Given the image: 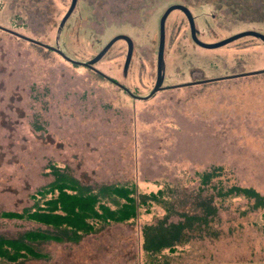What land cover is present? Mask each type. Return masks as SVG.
Returning a JSON list of instances; mask_svg holds the SVG:
<instances>
[{
  "label": "rangeland",
  "instance_id": "1",
  "mask_svg": "<svg viewBox=\"0 0 264 264\" xmlns=\"http://www.w3.org/2000/svg\"><path fill=\"white\" fill-rule=\"evenodd\" d=\"M70 5L0 0V25L22 34L0 30V237L55 233L3 215L33 209L54 166L92 189L134 184L162 197L78 243H34L43 258L12 264H264V208L227 195L240 187L264 198V72L239 76L264 71V39L195 42L264 36V0H80L69 15ZM173 5L188 8L195 38L174 10L161 53L160 22ZM207 174L215 177L203 184ZM209 199L215 210L199 217ZM186 214L185 240L149 255L145 228L183 224Z\"/></svg>",
  "mask_w": 264,
  "mask_h": 264
},
{
  "label": "trees",
  "instance_id": "2",
  "mask_svg": "<svg viewBox=\"0 0 264 264\" xmlns=\"http://www.w3.org/2000/svg\"><path fill=\"white\" fill-rule=\"evenodd\" d=\"M262 10H264L262 6L256 9L259 13ZM51 171L55 177L54 181L33 196V209L3 215L10 219L17 218L51 227L55 233L31 230L19 240L0 237L1 261L12 264L30 258H43L44 254L37 252L32 244L42 241L61 243L64 240L78 243L85 235L96 233L98 226L129 222L138 217V210L142 207L150 205L151 202L161 201V190L157 193L138 194L134 184H111L92 189L82 185L79 180L56 166ZM213 177H215L213 174L201 176L203 184L210 182ZM227 195L253 199L257 207L264 208V198L253 189L234 187ZM210 203L209 199L204 204V215L199 217L207 219L213 212L211 210H215L216 207L210 206ZM187 217L190 216L185 215V223L171 224L164 227L165 229L147 226L145 251L149 255H157L165 247L173 250L172 245L175 242L186 238L184 230L187 228ZM197 222H194V225Z\"/></svg>",
  "mask_w": 264,
  "mask_h": 264
},
{
  "label": "flooded vegetation",
  "instance_id": "3",
  "mask_svg": "<svg viewBox=\"0 0 264 264\" xmlns=\"http://www.w3.org/2000/svg\"><path fill=\"white\" fill-rule=\"evenodd\" d=\"M79 2H80V0H71V5H70V8H69V10H70L69 15H70L73 11L78 10V9H77V6H78ZM182 6H183V5H182ZM66 15H67V14H66ZM66 15L64 16V18H66ZM191 15H192V14H191ZM67 17H68V16H67ZM192 18H193V16H192ZM193 21H194V20H193ZM194 26H195V23H194ZM0 30H3L4 32L11 33V34H13V35H22V34L17 33L16 31H13V29H11V28H7V27L2 26V25H0ZM195 30H196V28H195ZM248 32H251V33H257V32H254V31H247V32H242V33H248ZM242 33H240V34H242ZM191 34H192V32H191ZM257 34H259V33H257ZM23 36H24V35H23ZM159 36H160V35H159ZM251 36H254V35H251ZM25 37L28 38V39H31V42L34 43L35 45H38V46H40V47H42V48H44V49H46V50L55 51V52L59 53L64 59L68 60L69 62H71V63H73V64H80V63H83V62H79V61H76V60L71 59V58L68 57V56H67L62 50H60V49H58V48H56V47H53V46H51V45H48V44L42 43V42H40V41H38V40H36V39L30 38V37H27V36H25ZM123 37H125V38H127V39L130 40L131 45H132V48H131V49H130V46H129V44H128V41L125 40V39H122V38H121V40L125 41V42L128 44L127 48L130 49L129 51L132 52V50H133V48H134V41H133V38H130V37L126 36V35H123ZM255 37H259V38L264 39V36H262V34H259V36H255ZM159 46H160V45H159ZM53 49H55V50H53ZM88 63H90V62L88 61V62H85V63H83V64H88ZM91 66L94 68V69H91V70H94L96 73H98V74H99L100 76H102L104 79H107L108 82H110V83H112V84H118L117 81H116L115 79H111V77L105 75L102 71H100L99 69H97L96 66H94V65H91ZM242 74H245V73H241V74H239V75H242ZM236 76H238V75L236 74ZM225 78H228V77H225ZM222 79H224V78H221V79H213V80H199V81H196V82L198 83V82H204V81H207V82L202 83V84H207V83H212V82H219V81H221ZM208 81H212V82H208Z\"/></svg>",
  "mask_w": 264,
  "mask_h": 264
},
{
  "label": "water",
  "instance_id": "4",
  "mask_svg": "<svg viewBox=\"0 0 264 264\" xmlns=\"http://www.w3.org/2000/svg\"><path fill=\"white\" fill-rule=\"evenodd\" d=\"M174 10H181V11L187 16L188 21H189V24H190V27H191L192 36H193V38H195V26H194V21H193V18H192V15H191L190 11H189L188 8H186L185 6H182V5H173V6L169 7V8L166 10V12L164 13V15H163L162 18H161V22H160V47H159V51H160L161 53H162V51H163V44H164V39H165V32H164L165 21H166L168 15H169L172 11H174ZM248 35L259 36V34H257V33H251V32H248V33L238 34V35L233 36V37H231V38H229V39H227V40H224V41H222V42H220V43L213 44V45H205V44H202L201 42H199L198 40H195V42H196L198 45H200V46H202V47H204V48L212 49V48H217V47H219V46H222V45H224V44H227V43H229V42H231V41H233V40H235V39H238V38H240V37H244V36H248ZM119 38H120V39L122 38V39L127 40V41H128V44H129V46H130V49L132 48V45H131V42H130L129 39H127V38H125V37H123V36H121V37H119ZM53 50H55V49H53ZM91 68L94 69L93 67H91ZM263 72H264V71H262V72H255V73H246V74H242V75H239V76H241V77H242V76H250V75H256V74H258V73H263ZM233 77H235V76L228 77V78H233ZM204 82H207V81H204ZM204 82H198V83H204ZM158 90H159V88L157 87V88H155V90H154L152 93H156Z\"/></svg>",
  "mask_w": 264,
  "mask_h": 264
},
{
  "label": "crops",
  "instance_id": "5",
  "mask_svg": "<svg viewBox=\"0 0 264 264\" xmlns=\"http://www.w3.org/2000/svg\"><path fill=\"white\" fill-rule=\"evenodd\" d=\"M93 236V235H92ZM87 237H90L89 235L87 236ZM86 238V237H85ZM82 262H83V260H82ZM83 263H85V262H83Z\"/></svg>",
  "mask_w": 264,
  "mask_h": 264
}]
</instances>
